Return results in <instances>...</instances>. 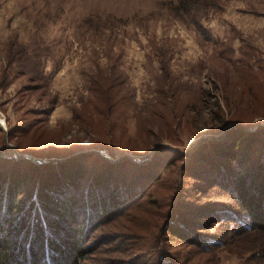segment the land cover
<instances>
[{"label":"rangeland","instance_id":"374dc122","mask_svg":"<svg viewBox=\"0 0 264 264\" xmlns=\"http://www.w3.org/2000/svg\"><path fill=\"white\" fill-rule=\"evenodd\" d=\"M0 112V168L20 176L24 206L63 179L51 154H83L82 184L109 174L91 193L114 188L116 206L90 219L82 264H264V234L233 225L228 169L211 160L233 131L264 128V0H0ZM168 215L204 244L152 248Z\"/></svg>","mask_w":264,"mask_h":264},{"label":"trees","instance_id":"16d2710c","mask_svg":"<svg viewBox=\"0 0 264 264\" xmlns=\"http://www.w3.org/2000/svg\"><path fill=\"white\" fill-rule=\"evenodd\" d=\"M9 80H7V85ZM232 131L228 130L227 135ZM231 134L234 136L233 139L230 138L229 144L212 146L211 149L215 155L211 160L215 159L221 163L220 168L225 165L228 169L227 173H223L227 178L224 189L233 195L234 211L240 215L238 220H234L233 225L244 219V222H241L242 228L264 234V128L258 126L254 134L235 131ZM253 142L261 145L260 149L256 153H249L245 147H252ZM52 149L54 148L50 147L48 150L52 151ZM26 150L29 151L26 148L23 151ZM55 151L57 150L54 149ZM63 151L51 154L53 158L61 160L59 163L63 167L61 170L63 179L58 180L57 177V179L45 181L46 185L40 193L39 205L33 202L32 205L24 206L17 202V195L20 193L18 187L20 176L14 177L9 171L4 170L5 167L0 168V264H82L94 249L89 242L91 233L95 229V226L90 224V219H101V215L105 216L109 209L115 208L116 190L109 189L108 194L112 197L109 200L106 198L100 202V194H97L100 195L99 199L92 197L91 191L97 187L94 185L95 177L87 178L86 184L80 181L86 179L84 178L86 166L83 159L85 157L83 154L72 155L74 153H67L68 151L63 153ZM99 157L100 162L108 161L105 156ZM201 160L204 161L203 156ZM233 162L239 165L234 166ZM69 163L73 165V169H69L71 167L67 166ZM100 166L105 170L111 168L106 163H100ZM217 172L214 171L211 177H217L215 175ZM106 175H109L107 171L101 173L100 178L95 180L100 181ZM51 183L53 185L49 187ZM83 185H85V190L82 189ZM204 185L206 184L201 183L200 187L195 190L196 194L193 197L195 200L201 197L206 198L209 195L211 186ZM80 187L82 195L80 193L68 194L69 191L79 190ZM35 189H38V185ZM37 193L38 191L35 192L34 199ZM92 199L95 204L89 205ZM128 204L129 202H126V206ZM23 208H28L29 211L24 213ZM93 208H95V213ZM188 208L190 209L191 206ZM217 209L218 204H212L207 212L211 213ZM178 211L176 215L181 212L180 209ZM168 217L170 218L169 215ZM201 218L203 219L204 216ZM192 220L193 218L190 221ZM180 222L178 216L175 217V215L161 222L157 226L158 231L150 236L151 247L155 248L159 238L164 239L166 236L176 240L185 239L186 243H197L201 246L202 240L199 241L190 234L182 235L179 232L177 225L179 224L182 228L185 226ZM201 222L203 220L199 222L193 220L191 229L194 231ZM232 231H235L233 227L228 232L232 233ZM159 261H163L164 264H175L170 256Z\"/></svg>","mask_w":264,"mask_h":264},{"label":"built area","instance_id":"2783aa9c","mask_svg":"<svg viewBox=\"0 0 264 264\" xmlns=\"http://www.w3.org/2000/svg\"><path fill=\"white\" fill-rule=\"evenodd\" d=\"M4 115H2V113L0 112V121L2 120Z\"/></svg>","mask_w":264,"mask_h":264}]
</instances>
